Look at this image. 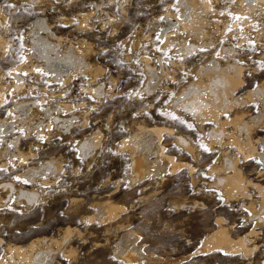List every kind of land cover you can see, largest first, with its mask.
Here are the masks:
<instances>
[{
    "label": "rangeland",
    "instance_id": "374dc122",
    "mask_svg": "<svg viewBox=\"0 0 264 264\" xmlns=\"http://www.w3.org/2000/svg\"><path fill=\"white\" fill-rule=\"evenodd\" d=\"M87 1L88 3H86ZM112 1L0 0V39L3 42L7 41L6 43L0 42V92L3 89L8 90L1 92L5 99L0 105V122L5 120L14 123V127L8 131H5L4 126L0 124V155L3 156H0V162L3 163L2 165L5 164V166L0 164V264H22L15 254L12 255L13 251H10V247L12 248L14 245L26 247L29 245L28 242H32L34 239L38 240V238L40 240L49 238L48 240H50V244L46 240L54 252L51 251V256L52 254L53 256L50 258L52 259L50 264H141L138 260L120 257L117 254L120 248L124 247L120 242L124 232H132L137 235L135 244L137 247H141L140 249L145 255L184 257L188 253L194 252L203 243L205 236L217 227L218 224L215 221L218 218L221 219L218 220L219 223L227 228L231 237L247 235L250 238L247 240V245L254 248L245 254L226 253L216 249L213 252L210 251L211 253L203 252L192 255L179 264H264V222H258L252 218L251 209V205L255 209L259 207L257 192L254 188L248 187V196L237 195L234 198H228L223 190L215 185V173L221 167L224 151L231 157H235L237 153L235 146L229 144L228 139H224L223 143L211 141L210 138L208 140L210 137L209 128L216 127L217 123L207 122V124L203 123V126L198 124L188 113L175 105L176 100L173 98L177 99L181 88L187 86L189 80L192 81L195 78L193 75L195 67L203 64L209 67L212 64L210 57L213 55L214 57L218 56L221 64L226 60L235 59L236 63L244 65L242 75L244 85L237 89L235 97L238 101L247 99L248 92L264 82V55L261 54H264V29L261 26L264 14L258 17L257 13H252L250 18V22H252L247 26V29L240 26L238 30L233 29L236 32L233 30L230 32L231 11L238 5V1L208 0L207 7L203 12L200 11L203 14L210 11V13L204 14L209 19L207 27L211 28L208 30L206 27V30L213 32L212 35L209 33L212 40L210 39L211 42L208 43V37L203 40L192 38L193 40L190 41L192 35H187L186 31H180L175 26L169 27L168 20H176L175 18L180 17L181 13L185 11L179 4L180 0ZM93 7L96 8L93 9ZM198 8L201 7L198 6ZM88 12L89 19H87ZM38 15L45 16L50 29L52 28V32L57 36H48L52 42L61 36L62 38L59 39H64L60 42L61 50L72 44L82 52L88 46L89 50H87L90 52L86 56L89 63L88 68L85 67L82 70L70 68L68 76L63 75V78H59L58 82L51 81L53 75L44 70L41 60L30 58V63L35 66L34 70L30 69L31 64L29 65V61L26 59L30 54L31 27ZM85 16L87 17L84 20ZM108 21L109 23H107ZM80 22H83L84 27L80 25ZM228 22L229 24H227ZM29 26L31 27L29 28ZM166 29L170 33L169 38L161 34ZM174 33H178L179 36ZM174 35L175 38H173ZM180 38H185V41L187 40L189 43L195 42L196 51L192 50L187 53L180 50L179 44L173 42ZM203 41L205 42L202 46H198ZM2 44H5L4 47ZM230 48L231 51H229ZM223 49L226 52H223ZM205 56L206 58H204ZM146 62L154 66L152 67L156 69L159 78L148 76L144 71ZM18 63H23L21 71L16 70ZM91 66L95 67L92 71L90 70ZM143 67L144 69H142ZM25 69L30 74H27ZM13 74L14 76L21 75L23 79H17ZM167 77H170V80ZM158 79L163 80L159 82ZM153 82L156 84H152ZM23 83L25 85L32 83L39 90L44 85L46 91L42 92V95L46 102L51 106L59 107L57 114L60 118L67 119L73 114L72 118L70 117L71 125L67 127L68 122H65L64 125L60 120L54 123L53 117L45 115L46 109L43 104H40V106L42 105L40 110L43 112L33 110L31 115L34 116L25 115L16 109L20 101L21 103L23 101L39 103L41 98L38 93L21 94V89L18 91L16 88ZM93 83L95 85L103 84V91H105L102 95L95 97L84 88V86L87 87V84L89 87L95 86ZM150 84L153 85V89ZM32 85L30 86L33 87ZM27 87L29 86L27 85ZM14 89H16L15 92ZM50 90L54 92L52 97L48 95ZM153 90L154 92H152ZM248 101L242 103L243 105H236L238 107L235 106V109L242 118L244 117V120L248 119L252 125L251 139L256 141L258 137V148L264 152V109L259 100V102ZM66 105H71L68 111L65 109ZM251 115L255 116V119H251ZM229 116H232L231 113L223 117L230 120L232 117L229 118ZM29 117L30 119H28ZM32 121L35 122L32 124ZM37 121L42 122L38 123ZM29 123L32 127L30 131L25 127ZM228 123L227 130L234 128L231 122ZM153 124L172 129V134H162L161 141L166 148L165 151L176 160L188 162L192 170L182 167L174 173L165 174L163 178L148 177L132 183L130 178L132 173L131 157L121 140L138 130L140 126ZM22 125H25L24 128ZM48 125L49 127H47ZM65 128L67 129L65 130ZM233 131L234 129L229 132ZM93 133H97L99 143L90 155L84 158L79 153L78 143ZM14 134L20 136L21 141L18 142V146H20L19 150L26 155L25 163H20V157L17 156L16 148L10 140L15 137ZM178 134L187 140L188 148H184L176 141L175 135ZM49 156L54 158L58 156L59 169L56 174L54 173L55 175L48 173L47 175H38L35 179H28L23 175L26 171L24 169L29 168L27 165L38 167L42 161L50 158ZM234 157L232 158L234 159ZM239 163L243 165L242 167L245 166L243 171L248 178L255 177L261 166L256 158L246 162L240 159ZM14 165L18 166L17 169ZM41 179L49 181L47 180L46 184L45 182L43 184ZM9 185H12V189ZM20 189L29 191L33 189L37 194L35 200L27 201L24 196L19 195ZM103 201H110L122 206L123 209L118 211L115 218L105 219L101 222L96 217L101 211V202L103 204ZM66 229L70 231L69 235L64 237ZM52 238L60 241L55 243ZM26 248L28 252L31 251L29 247ZM34 251L35 249L31 252ZM16 258L18 259L16 260ZM142 261V264H153L147 263L145 257Z\"/></svg>",
    "mask_w": 264,
    "mask_h": 264
},
{
    "label": "bare ground",
    "instance_id": "6f19581e",
    "mask_svg": "<svg viewBox=\"0 0 264 264\" xmlns=\"http://www.w3.org/2000/svg\"><path fill=\"white\" fill-rule=\"evenodd\" d=\"M72 1V0H71ZM107 1V0H106ZM109 1V0H108ZM112 1V0H110ZM119 1V0H118ZM211 1V0H210ZM238 1V5L236 7H234V9L231 11L232 15H231V19H229V22H231L230 24V32L235 29L238 30V27L240 26H244V28L247 29V26L250 25V18H251V14L252 13H257L258 17L260 15L264 14V0H236V2ZM66 2V1H65ZM82 2V1H81ZM101 2V1H100ZM112 2H116V1H112ZM71 3V2H70ZM80 3V2H79ZM88 3V1L86 2ZM90 3V2H89ZM108 3V2H107ZM231 3V2H230ZM69 4V3H68ZM75 4V3H73ZM91 4V3H90ZM111 4V3H108ZM122 4V3H121ZM120 4V5H121ZM179 4H181L184 8L185 11H183L181 13L180 17L175 18L176 20H168L169 21V27H177L178 30L182 31H186L185 33H188L187 35H192V38H198L199 39H205V37H208L207 41L208 43L211 42V38L210 36L212 35L213 32H209L206 29L208 28L207 25L209 24V19L206 18L204 16V14H207L208 12L210 13V11H208L207 13H202L204 11V8L207 7L208 5V0H180ZM97 5V4H96ZM94 5V6H96ZM180 5V6H181ZM230 5V4H229ZM68 6V5H67ZM99 6V5H98ZM119 6V5H118ZM201 7L200 9L198 8ZM232 6V5H231ZM82 7V6H81ZM92 7V6H91ZM117 7V6H116ZM209 7V6H208ZM211 7V6H210ZM213 7V6H212ZM211 7V8H212ZM215 7V6H214ZM259 7V9H258ZM96 8V7H95ZM93 7V9H95ZM119 8V7H118ZM228 8V7H227ZM257 8V9H256ZM38 9V8H37ZM41 9V8H39ZM100 9V8H99ZM210 9V8H208ZM122 10V9H121ZM202 10V12L200 13V11ZM214 10V8H213ZM41 11V10H40ZM95 11V10H92ZM99 12V11H98ZM104 12V11H103ZM106 12V11H105ZM120 12V11H119ZM123 12V11H122ZM181 12V11H180ZM228 12V11H227ZM85 13L87 14V12L85 11ZM84 13V14H85ZM91 13V12H90ZM93 13V12H92ZM108 13V12H107ZM81 14V13H80ZM83 14V16H84ZM94 14V13H93ZM123 14V13H122ZM126 14V13H125ZM44 15V14H43ZM89 15V12H88ZM124 15V14H123ZM166 15V14H165ZM209 15V14H208ZM207 15V16H208ZM229 15V14H228ZM227 15V16H228ZM78 16V15H77ZM77 16H76V20H77ZM82 16V15H81ZM80 16V18H81ZM93 16V15H92ZM108 16V15H107ZM114 16V14H113ZM87 16L84 17V20L86 19ZM211 17V16H209ZM264 17V15H263ZM79 18V17H78ZM90 18V15L87 19ZM104 18V17H103ZM102 18V19H103ZM119 18V17H118ZM254 18V17H253ZM262 18V16H261ZM106 19V18H105ZM121 19L123 20V18L121 17ZM126 19V18H125ZM71 20V19H69ZM83 20V19H82ZM83 20V21H84ZM108 20V19H107ZM258 20V19H257ZM261 21V19H259ZM89 21V20H88ZM105 21V20H104ZM253 21H255L253 19ZM67 22V21H66ZM70 22V21H69ZM67 22V23H69ZM72 22V21H71ZM116 22V21H115ZM214 22V21H213ZM217 22V21H216ZM225 22V21H224ZM229 22L227 24H229ZM90 23V21H89ZM92 23V22H91ZM106 23V22H105ZM109 23V21L107 22ZM106 23V24H107ZM117 23V22H116ZM120 23V22H119ZM259 23V22H258ZM257 23V24H258ZM50 24V23H49ZM86 24V23H85ZM100 24V23H99ZM211 24V23H210ZM221 24V23H220ZM226 24V23H225ZM256 24V25H257ZM80 25H84L83 22H80ZM90 25V24H88ZM87 25V26H88ZM105 25V24H104ZM108 25V24H107ZM224 25V24H223ZM255 25V28L257 27ZM260 25V23H259ZM75 26V25H74ZM73 26V27H74ZM264 29V18L262 19V25H261ZM31 26H29L30 28ZM77 27V26H76ZM84 27V26H83ZM82 27V28H83ZM168 27V25H167ZM207 27V28H206ZM212 27V26H211ZM228 27V26H227ZM260 27V26H259ZM258 27V28H259ZM31 40L30 42V51H29V56H27L28 59H26L27 61H29V65H30V69L34 70L35 66H32L33 64L30 63V58H36L37 60H41L42 64H43V68L46 71L51 72V74L53 75L51 78L53 82H58L60 79L59 78H63L64 76H68V69L72 68L75 70H82L85 67H89V63L87 61V54H88V46L87 48H85L86 50H81L82 52H80L79 50H77V48H75V46H73L72 44H69L68 42V46L62 48V50L60 49V42L61 40L64 39H59L62 38H56V41L52 42L51 39H49V35L52 37H57L55 36V33L52 32V28L50 29L47 21L45 20V16H37L35 17V20L33 21V26L31 27ZM79 28V27H78ZM112 28V27H111ZM118 28V27H117ZM218 28V27H217ZM243 28V29H244ZM80 29V28H79ZM211 28H208V30ZM240 29V28H239ZM73 30V29H72ZM85 30V29H83ZM258 30V29H257ZM82 31V29H81ZM234 31V30H233ZM241 31V30H240ZM243 31V30H242ZM43 32V33H42ZM73 32V31H72ZM228 32V31H227ZM236 32V31H234ZM28 33V32H27ZM179 33V31H178ZM177 33V34H178ZM209 33L211 34L209 36ZM239 33V32H238ZM246 34V32H244ZM263 33V32H261ZM71 34V33H70ZM162 35H164L165 37L169 38L170 33L168 32V30H164L162 33ZM175 34V33H174ZM175 34V35H177ZM230 34V33H229ZM228 34V35H229ZM232 34V33H231ZM72 35V34H71ZM75 35V34H74ZM86 35V34H84ZM136 35V34H135ZM175 35L173 38H175ZM217 35V34H216ZM244 35V34H243ZM173 36V34H172ZM179 36V35H177ZM184 36H186L184 34ZM230 36V35H229ZM29 37V35H28ZM27 37V38H28ZM77 37V36H76ZM86 37V36H85ZM181 37V36H180ZM204 37V38H203ZM231 37V36H230ZM234 37V36H233ZM232 37V38H233ZM243 37V36H242ZM72 38V37H71ZM88 38V37H87ZM170 38H172L170 36ZM126 39V38H125ZM181 39V38H180ZM176 40L173 42L176 44V42L179 44L178 47L180 48V50H183L184 52H191L192 50L194 51L195 48L197 47L195 42H187V40L185 41V38H182L181 40ZM211 39V40H210ZM243 39V38H242ZM256 39V38H255ZM1 43L3 42L2 39H0ZM53 40V39H52ZM68 40V39H67ZM74 40V39H73ZM168 40V39H167ZM195 40V39H194ZM214 40V39H213ZM77 41V40H76ZM80 41V40H79ZM86 41V40H85ZM88 41V40H87ZM133 41V40H132ZM242 41V40H241ZM240 41V42H241ZM7 42V41H6ZM3 42V43H6ZM63 42V41H62ZM172 42V41H169ZM168 42V43H169ZM201 42V41H200ZM205 41H203L201 44H198V46H202V44ZM206 42V43H207ZM259 42V41H258ZM71 43V42H70ZM79 43V42H78ZM81 43V41H80ZM85 45V42H83ZM213 43V42H212ZM211 43V44H212ZM62 44V43H61ZM3 45V44H2ZM1 45V47H2ZM5 45V44H4ZM3 45V47H4ZM63 45V44H62ZM61 45V46H62ZM65 45V44H64ZM91 45V44H90ZM172 45V44H170ZM206 45V44H205ZM83 46V44H82ZM168 46V45H167ZM209 46V45H208ZM214 46V45H213ZM60 47V48H59ZM63 47V46H62ZM205 47V46H204ZM7 48V47H6ZM82 48V47H81ZM162 48V47H161ZM166 48V47H165ZM208 48V47H207ZM2 49V48H1ZM88 49V50H87ZM178 49V48H177ZM3 50H6L5 48H3ZM92 50V49H91ZM175 50V49H173ZM179 50V49H178ZM211 50V49H210ZM228 50V48H227ZM234 50V49H233ZM263 50V49H261ZM2 51V50H1ZM94 51V50H93ZM176 51V50H175ZM174 51V53H175ZM196 51V50H195ZM225 50L223 49V52ZM231 51V48L230 50ZM181 52V51H180ZM203 52V51H202ZM205 52V51H204ZM226 52V51H225ZM233 52V51H232ZM263 52V51H262ZM25 53V51H24ZM28 53V52H27ZM90 53V52H89ZM186 53V54H187ZM213 53V51H212ZM172 54V53H171ZM205 54V53H204ZM248 54V53H247ZM262 55H264L263 53H261ZM14 55V53H13ZM24 55V54H23ZM26 55V54H25ZM173 55V54H172ZM183 55V52H182ZM262 55H260L262 57ZM158 56V55H157ZM161 56V55H160ZM203 56V55H202ZM211 56V55H210ZM209 56V57H210ZM237 56V55H236ZM258 56V55H257ZM89 57V56H88ZM143 57V56H142ZM148 57V56H147ZM176 57V56H175ZM201 57V55H200ZM199 57V58H200ZM218 57V56H217ZM217 57H214L213 55L210 57L211 60V65L209 67H206V65H204L203 63H199V64H203V65H199L197 67H195V71H194V76L195 78L190 82L187 83L185 87L181 88V90L179 91V95L178 98L176 99L175 97H173L176 101H171L175 103V105H177L180 109H182L183 111H185L186 113H188L195 122H197L198 124H207V122H215L217 123L216 127H211L209 128V135L210 137H208L211 139V141L217 142V143H223L225 140L224 139H228V143L231 145H234L236 148L237 153L234 150L235 157L234 159L226 152L224 154L223 160H222V164L221 167H219L216 170V179H215V185L220 187L223 192L225 193L226 197H233L237 196V195H249V189L250 188H254L255 191L257 192L256 194L259 197V207H257V209H255L253 207V205H251V209H252V218L256 219L258 222H264V152L259 150L258 148V137L256 139V141H253L251 139V126L248 119L244 120L241 116V114H238L237 109H235L236 105H243L242 103H246L249 102L248 100H256V101H260L262 103V108L264 109V82L263 83H259L260 85H258L255 89H252L248 92L247 95V99L244 98L242 101H238L237 97H235V92L238 91L237 89L241 86L244 85L243 84V79H242V75H243V66H241V64L239 65V63H236L234 60H226L224 59V63L221 64L219 62V59ZM232 57V56H231ZM230 57V59H231ZM235 57V55H234ZM259 57V58H261ZM194 58V57H193ZM206 58V56L204 57ZM203 58V59H204ZM229 58V57H227ZM226 58V59H227ZM141 59V58H140ZM146 59V58H145ZM202 59V60H203ZM233 59V58H232ZM237 59V58H236ZM262 59V58H261ZM144 60V59H141ZM174 60V59H173ZM177 60V59H176ZM175 60V62H176ZM208 60V59H207ZM206 60V62H207ZM198 61V60H197ZM200 61V60H199ZM241 61V60H240ZM20 62V61H18ZM96 62V61H95ZM150 62V61H149ZM161 62V61H160ZM159 62V63H160ZM201 62V61H200ZM178 63V62H177ZM181 63V62H180ZM194 63V62H193ZM16 64V63H14ZM23 64V63H22ZM22 64H19L16 66V70H20L23 67ZM25 64V63H24ZM142 64V63H141ZM152 64V63H151ZM161 64V63H160ZM182 64V63H181ZM189 64V63H188ZM197 64V63H196ZM27 65V63H26ZM144 65V62H143ZM142 65V66H143ZM176 65V64H175ZM194 65V64H193ZM39 66V65H38ZM41 66V65H40ZM93 66V64H92ZM91 66V67H92ZM153 66V65H152ZM150 64H148L146 62L145 64V70L148 74V76L150 78H159L157 72L155 71L156 69H154ZM165 66V65H163ZM172 66V65H171ZM174 66V64H173ZM172 66V67H173ZM177 66V65H176ZM25 67V66H24ZM144 67L142 69H144ZM162 67V66H161ZM187 67V66H186ZM189 67V66H188ZM15 68V66H14ZM29 68V67H28ZM174 68V67H173ZM172 68V69H173ZM191 68V67H190ZM189 68V71H191ZM193 68V67H192ZM29 69V71H31ZM95 67L90 68V70H94ZM141 69V70H142ZM168 69V68H166ZM171 69V70H172ZM178 69V68H177ZM188 69V68H187ZM9 70V69H8ZM26 70V71H25ZM24 71L27 73V69H25ZM162 70V69H161ZM15 71V70H13ZM84 71V70H83ZM86 71V70H85ZM88 71V70H87ZM173 71V70H172ZM176 71V68H175ZM188 71V70H187ZM32 72V71H31ZM79 72V71H78ZM90 72V71H89ZM94 72V71H93ZM99 72V71H98ZM145 72V73H146ZM163 72V71H162ZM161 72V73H162ZM170 72V71H169ZM14 73V72H13ZM37 73V72H36ZM104 73V72H103ZM173 73V72H172ZM171 73V74H172ZM15 74V73H14ZM13 74V76H14ZM30 74V73H27ZM164 74V73H162ZM180 74V73H179ZM185 74V73H184ZM72 75V74H71ZM80 75V74H79ZM165 75V74H164ZM163 75V76H164ZM170 75V74H169ZM173 75V74H172ZM189 75H191L189 73ZM246 75V74H245ZM17 79L20 78L21 80V75L19 76L18 74L15 75ZM14 76V77H15ZM75 76V75H74ZM73 76V77H74ZM147 76V77H148ZM166 76V75H165ZM178 76V75H176ZM185 76V75H184ZM28 77V75H27ZM37 77V76H36ZM48 77V76H47ZM72 77V76H70ZM80 77V76H79ZM144 77V76H143ZM162 77V76H161ZM174 77V76H173ZM180 77V76H179ZM192 77V76H190ZM46 78V77H45ZM68 78V77H67ZM92 78V77H91ZM111 78V77H109ZM146 78V76H145ZM168 78V77H167ZM184 78V77H183ZM264 78V77H263ZM23 79V78H22ZM35 79V78H34ZM50 79V77H49ZM48 79V80H49ZM98 79V78H97ZM101 79V78H100ZM170 80V77L168 78ZM167 79V80H168ZM177 79V78H176ZM180 79V78H179ZM47 80V81H48ZM70 80V79H69ZM102 80V79H101ZM109 80V79H108ZM111 80V79H110ZM159 80V79H158ZM157 80V82H158ZM161 80V79H160ZM159 80V82H161ZM173 80V79H172ZM19 81V80H18ZM42 81V80H40ZM50 81V80H49ZM146 81V80H145ZM156 81V80H154ZM17 82V80H16ZM16 82H15V87H16ZM20 82V81H19ZM82 82V81H81ZM110 82V81H108ZM147 82V81H146ZM158 82V83H159ZM175 82V81H174ZM261 82V81H260ZM14 83V82H13ZM84 83V82H83ZM90 83V82H89ZM92 83V81H91ZM90 83V84H91ZM155 82H153L152 84H154ZM20 84V83H19ZM24 84V83H23ZM18 85V87L16 88L21 89L20 93L21 94H33V93H38L41 95L40 101L39 103H36L34 101H28L25 102L23 101L16 107V109H19L21 112H23L25 115H28L31 113H33V110H40L41 106L40 104H43L44 108L46 109L45 111V115L50 117H53L54 123H56L58 120L61 121V124H64L65 122H68V126L71 125L70 124V119L72 118V116H70L69 118H60L59 114H57L59 112V107H55V106H51L48 104V102H46L44 96L42 95V92L46 91V87H41L42 89L39 90V88L36 86L34 87V85H32V83L27 84L29 87H27V85ZM42 84V83H40ZM61 84V83H60ZM64 84V83H63ZM148 84V83H147ZM146 84V85H147ZM156 84V83H155ZM179 84V83H178ZM13 85V84H12ZM11 85V86H12ZM30 85H32L33 87H31ZM89 84H87V87L84 86V88L87 89L88 92L92 93L93 96H100L103 94V84L99 83L97 85H95V83H93V87H89ZM149 85V84H148ZM158 85V84H157ZM166 85V84H165ZM10 86V87H11ZM26 86V87H25ZM63 86V85H62ZM145 86V85H144ZM150 86L152 87L153 85L150 84ZM162 86V85H161ZM164 86V85H163ZM162 86V87H163ZM178 86V85H176ZM51 87V86H49ZM155 87V86H154ZM157 87V86H156ZM160 87V86H159ZM24 88V90H23ZM58 88V87H57ZM142 88V87H141ZM147 89V87H145ZM150 88V87H148ZM168 88V87H166ZM242 88V87H241ZM12 89V88H11ZM14 89L13 91L15 92ZM153 89V87H152ZM162 89V88H161ZM1 90V89H0ZM5 90V89H3ZM2 90V91H3ZM54 90V89H52ZM56 90V89H55ZM60 91V89H58ZM173 90V89H172ZM1 91V92H2ZM8 91V90H5ZM19 91V90H18ZM169 92V90H167ZM0 92V105L3 103L5 97L3 96V94H1ZM57 92V91H56ZM149 92V91H148ZM151 92V91H150ZM154 92V90L152 91ZM106 93V92H105ZM147 93V92H146ZM173 93V92H172ZM246 93V92H244ZM5 94V93H4ZM14 94V93H13ZM54 94L53 91H49L48 95L49 97H52ZM56 94V93H55ZM243 94V93H242ZM60 95V94H59ZM105 95V94H104ZM152 95V94H151ZM157 95V94H156ZM169 95V94H168ZM171 95V93H170ZM239 95V94H238ZM11 96V95H10ZM9 96V98H10ZM55 96V95H54ZM159 96V95H158ZM175 96V94H174ZM104 97V96H102ZM241 97V96H240ZM245 97V96H244ZM94 98V97H93ZM101 98V97H99ZM172 98V97H171ZM14 99V98H13ZM168 99V98H167ZM166 100V99H165ZM170 100V99H169ZM241 100V99H239ZM258 101V102H259ZM14 103V102H13ZM16 103V101H15ZM14 103V104H15ZM18 103V102H17ZM47 103V104H46ZM71 104V103H70ZM168 104V101H167ZM169 104L171 105L170 101ZM259 104V103H258ZM17 105V104H16ZM261 106V105H260ZM259 106V107H260ZM75 107V106H74ZM238 107V106H236ZM240 107V106H239ZM246 107V106H245ZM43 108V107H42ZM69 108H71V105H66L65 109L68 111ZM172 108V106H171ZM15 109V108H14ZM13 109V110H14ZM177 109V107H176ZM239 109V108H238ZM17 111V110H14ZM42 111V110H40ZM180 111V110H179ZM18 112V111H17ZM43 112V111H42ZM84 113V112H83ZM231 113L232 117L230 120H227L226 118H224L223 116L225 115H229ZM44 114V113H41ZM177 114V113H176ZM34 116V115H31ZM75 116V115H74ZM83 116V114H82ZM250 116V115H249ZM18 117V116H17ZM27 117V116H26ZM35 117H36V113H35ZM262 117V116H261ZM33 118V117H32ZM75 118V117H73ZM190 118V117H189ZM260 118V117H259ZM17 119V118H14ZM13 119V120H14ZM23 119V116H22ZM30 119V117L28 118ZM36 119V118H35ZM251 119H255V116L252 117L251 115ZM257 119V118H256ZM10 120V119H9ZM27 119H25L26 121ZM32 120V119H31ZM85 120V119H84ZM83 120V121H84ZM260 120V119H258ZM257 120V121H258ZM19 121V120H18ZM23 121V120H20ZM28 121V120H27ZM193 121V122H194ZM254 121V120H251ZM261 121V120H260ZM35 121H32V124ZM38 122V121H37ZM36 122V123H37ZM42 122V121H40ZM38 122V123H40ZM44 122V121H43ZM194 122V123H195ZM228 122H231L234 128L233 132H229L232 131L227 130V125L229 124ZM256 123V121H254ZM23 123V122H22ZM27 123V122H26ZM50 123V122H49ZM60 123V122H59ZM58 123V124H59ZM84 123V122H83ZM86 123V122H85ZM196 123V124H197ZM228 123V124H227ZM230 123V124H231ZM258 123V122H257ZM260 123V122H259ZM1 125H3V129H5V131H8L10 129H12L14 127V123H12L11 121H5V120H1L0 122ZM25 124V123H24ZM17 125V124H15ZM20 125V124H19ZM65 125V124H64ZM85 125V124H84ZM210 125V124H208ZM255 125V124H254ZM23 126V125H22ZM25 126V125H24ZM23 126V128H24ZM38 126V124H37ZM43 126V125H42ZM46 126V125H45ZM63 126V125H62ZM203 126V125H202ZM207 126V125H206ZM21 127V126H20ZM19 127V128H20ZM26 130L30 131L32 130V127L29 123V125H26ZM36 127V126H35ZM49 127V125L47 126ZM61 127V126H60ZM199 127V126H198ZM44 128V127H43ZM64 128V126H63ZM205 128V127H203ZM202 128V129H203ZM256 128V127H255ZM67 128H65L66 130ZM98 130V129H97ZM134 130V129H133ZM208 130V129H207ZM202 131V130H201ZM44 132V131H43ZM94 132V131H93ZM99 132V131H98ZM205 132V131H204ZM253 132V131H252ZM28 133V132H27ZM30 133V132H29ZM46 133V132H45ZM48 133V132H47ZM163 133H167V134H172V129L163 125H142L138 128V130H136L135 132L131 133L130 135H128L127 138H124L123 140H121L123 146L128 149L129 155L131 157V163H132V173L130 175L131 178V182L134 183L136 181H142L148 177H159V178H163L165 174L167 173H174L176 172L178 169L182 168V167H188L189 170H192V167L190 164H188V162H184V161H179L176 160L171 154H168L165 150V146L162 143L161 139H162V134ZM175 133V132H174ZM44 134V133H43ZM15 137L13 139H10L11 142L14 144V147L16 148V154L18 157H20L21 161L20 163L26 161V155L19 150L18 146V142L21 141L20 140V136L16 134H14ZM84 135V134H83ZM90 135V134H89ZM86 136V135H85ZM97 133H93L90 136H86L84 137L79 143H78V148H79V153H81V155L84 156V158L88 155H90V153L94 150V148L97 146L98 139H97ZM176 136V141H178V143L180 145H182L184 148H188L189 144L187 142V140L180 134L175 135ZM33 137V135H32ZM49 137V136H48ZM187 137V136H186ZM255 137V136H254ZM264 137V136H263ZM188 139V138H187ZM261 139V138H260ZM191 140V139H190ZM189 141V140H188ZM36 142V140H35ZM30 143V142H29ZM177 143V142H176ZM191 143V142H190ZM178 144V145H179ZM211 144V143H210ZM213 144V143H212ZM179 145V146H180ZM222 146V145H221ZM220 146V147H221ZM224 147V146H223ZM226 148V147H225ZM232 148V147H231ZM229 149V148H227ZM187 150V149H186ZM188 151V150H187ZM223 151V150H222ZM229 151V150H228ZM7 152V151H6ZM13 152V151H12ZM11 152V154H13ZM231 152V151H229ZM233 153V154H234ZM6 154V153H5ZM15 155V153H14ZM1 157H3L2 155H0ZM13 157V156H12ZM47 157V156H46ZM50 157V156H49ZM58 157V156H57ZM54 158V157H50L48 159H45L44 161H42V164H40V166L38 167H30L29 165H27L29 168H26L24 170L25 173L23 174L26 178L28 179H35L36 176L38 175H47L48 173L52 174H56V171L59 169L58 168V159ZM6 158V157H5ZM83 158V159H84ZM257 159V161L260 163V168L257 170L255 177L253 178H248L243 171L242 167L243 165H240L239 160L242 159V161L246 162V161H250L252 159ZM7 159V158H6ZM12 159V158H11ZM2 160V159H1ZM5 161V160H4ZM2 161V162H4ZM10 162V161H9ZM8 162V163H9ZM61 162V160H60ZM5 163V162H4ZM19 163V162H18ZM17 163V164H18ZM1 164V162H0ZM3 164V163H2ZM1 164V165H2ZM0 165V166H1ZM2 166H5L2 165ZM12 166V165H11ZM15 166V165H14ZM16 167V166H15ZM18 167V166H17ZM16 167V169H17ZM61 167V166H60ZM9 168V167H8ZM11 168V167H10ZM12 170V168H11ZM15 170V169H14ZM214 170V169H213ZM9 171V169H8ZM18 171V170H16ZM215 171V170H214ZM58 172V171H57ZM211 172V171H210ZM23 173V171H22ZM19 174V172H18ZM21 174V173H20ZM54 174V175H55ZM16 176L17 173H16ZM21 177V175H20ZM129 178V179H130ZM38 179V178H37ZM46 179V178H45ZM48 180V179H47ZM47 180H43L41 179L42 183L45 182ZM31 181V180H30ZM33 181V180H32ZM40 181V182H41ZM49 181V180H48ZM12 184V183H11ZM44 184V183H43ZM10 186V185H9ZM12 186V185H11ZM10 186V188H11ZM8 187V186H7ZM14 187V186H13ZM31 187V186H30ZM12 189V188H11ZM23 189V187H22ZM33 190V189H32ZM29 191V190H19L22 196L25 197V199L27 201H33L36 198V192L33 191ZM251 190V189H250ZM252 191V190H251ZM253 194V193H252ZM18 195V196H19ZM256 195V196H257ZM254 196V195H253ZM239 197V196H238ZM255 197V196H254ZM257 197V198H258ZM227 198V199H228ZM232 198V199H233ZM252 198V197H251ZM250 198V199H251ZM236 199V198H235ZM238 200V199H237ZM257 200V199H256ZM255 200V201H256ZM252 201V200H251ZM254 201V200H253ZM248 202V201H247ZM250 202V200H249ZM248 202V203H249ZM100 204V203H99ZM254 204V203H253ZM102 208L101 211H99V214L97 215L96 218H98L99 221H104L105 219H111V218H115V216L117 215L119 210H122L123 207L113 204L110 201H103V204L101 202ZM249 206V204H248ZM255 206V205H254ZM100 207V205H99ZM255 209V210H254ZM100 210V209H99ZM93 216V215H92ZM218 218V217H217ZM219 218L215 221L217 225V227L212 230L210 233H208L204 240L203 243L199 246L198 249H196L199 252H210L216 249H220L223 250L226 253H246L252 250V248L254 247H249L247 245V240L250 239L247 237V235H242V236H238L236 238L231 237L227 231V228L225 226L222 225V223H219ZM65 231V230H64ZM69 231L68 229H66L65 234L63 235L64 237L69 235ZM62 236V235H61ZM55 238V237H54ZM52 238V240L56 243H58L59 241ZM137 235H135L132 232H124L121 235V243L124 245L123 248H120V250L118 251V255L120 257H124V258H128V259H132V260H138L139 263H143L142 259L145 257V261L147 263H154V264H173L175 262V260H180L183 258H188L191 254L188 253L187 256L184 257H179V258H171V257H162L156 254H148L145 255L143 253V251L139 248V246L137 247L135 244V240L137 239ZM42 239V238H41ZM49 239V238H48ZM46 238V240H48ZM51 239V238H50ZM37 240V239H34ZM32 241V242H28L29 245L26 247H29V250H33L35 249L34 252H28L26 249V247L24 246H20V245H14L12 248L10 247V251L12 250L13 254H15L19 260L22 261V264L25 262L26 264H50V259L51 256V251L52 253L53 250H51L50 246L47 244L50 240H48V242L43 238L42 240H40V238H38L37 241ZM62 240H65L64 238H62ZM250 241V240H249ZM64 242V241H63ZM36 244L37 247H36ZM50 244V242H49ZM61 244V243H60ZM25 245V244H24ZM59 245V244H57ZM56 245V246H57ZM8 246V245H7ZM10 246V245H9ZM52 247V246H51ZM58 247V246H57ZM56 247V249H57ZM60 248V247H59ZM70 251V250H69ZM72 252V251H71ZM9 253V252H8ZM15 257V256H14ZM16 258V260L18 259ZM18 260V261H19Z\"/></svg>",
    "mask_w": 264,
    "mask_h": 264
},
{
    "label": "water",
    "instance_id": "95a60500",
    "mask_svg": "<svg viewBox=\"0 0 264 264\" xmlns=\"http://www.w3.org/2000/svg\"><path fill=\"white\" fill-rule=\"evenodd\" d=\"M198 248H199V247H197L196 249H198ZM196 249H195L194 252L191 253V255H190L188 258H183V259H180V260H175V262H174L173 264H179L180 262L189 259L192 255H198V254H200V253H203V252H199V251H197ZM173 258H176V257H173ZM153 264H154V263H153Z\"/></svg>",
    "mask_w": 264,
    "mask_h": 264
},
{
    "label": "trees",
    "instance_id": "16d2710c",
    "mask_svg": "<svg viewBox=\"0 0 264 264\" xmlns=\"http://www.w3.org/2000/svg\"><path fill=\"white\" fill-rule=\"evenodd\" d=\"M211 252H213V251H211ZM211 252H209V253H211Z\"/></svg>",
    "mask_w": 264,
    "mask_h": 264
},
{
    "label": "snow or ice",
    "instance_id": "6c2138e0",
    "mask_svg": "<svg viewBox=\"0 0 264 264\" xmlns=\"http://www.w3.org/2000/svg\"><path fill=\"white\" fill-rule=\"evenodd\" d=\"M17 179H19V178H17Z\"/></svg>",
    "mask_w": 264,
    "mask_h": 264
}]
</instances>
